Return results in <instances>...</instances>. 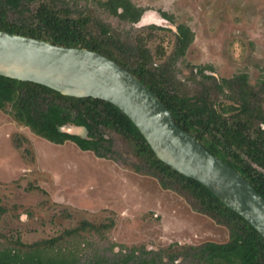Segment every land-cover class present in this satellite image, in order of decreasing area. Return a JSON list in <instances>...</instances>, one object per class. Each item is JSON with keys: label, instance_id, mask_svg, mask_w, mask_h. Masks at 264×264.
Listing matches in <instances>:
<instances>
[{"label": "rangeland", "instance_id": "obj_1", "mask_svg": "<svg viewBox=\"0 0 264 264\" xmlns=\"http://www.w3.org/2000/svg\"><path fill=\"white\" fill-rule=\"evenodd\" d=\"M108 1L55 3L71 18L87 17L93 36L105 28L126 51L146 50L149 68L165 71L171 91L210 88L220 111L232 105L233 90L220 94L207 77L223 86L244 75L264 109V0H128L141 12L135 24L111 14ZM178 26L190 35L181 56L174 55ZM7 110H0V250L56 239L75 264H200L202 245L228 242L226 226L196 210L188 194L163 188L113 131L103 132L98 156L46 141Z\"/></svg>", "mask_w": 264, "mask_h": 264}, {"label": "trees", "instance_id": "obj_2", "mask_svg": "<svg viewBox=\"0 0 264 264\" xmlns=\"http://www.w3.org/2000/svg\"><path fill=\"white\" fill-rule=\"evenodd\" d=\"M34 3L37 6L32 10ZM105 6L124 21L135 24L140 20V10L128 0H109ZM87 23V17L71 18L66 9L59 10L55 0H0V31L95 51L124 67L166 106L180 129L239 172L264 198V109L246 87L244 75L236 81H223V86L212 76L207 77L220 94H224L223 87L227 85L233 90L228 96L232 105L219 111L210 99V88L203 87L193 96L171 91L165 71L149 68L150 55L146 50L126 51L105 37V28L102 36L95 37L88 32ZM189 36L185 27H177L175 56L184 54ZM0 110H7L15 121L50 143L70 141L80 150L98 156L102 155V143L108 140L103 132L113 131L133 144L146 172L157 178L163 188L188 194L196 203V210L229 230L228 242L206 243L197 250L200 264H264V239L200 183L159 161L131 121L112 104L68 97L39 84L0 76ZM64 127L82 128L86 136L60 131ZM55 240L36 243L25 251L15 247L0 250V264H75L74 253L56 248Z\"/></svg>", "mask_w": 264, "mask_h": 264}, {"label": "water", "instance_id": "obj_3", "mask_svg": "<svg viewBox=\"0 0 264 264\" xmlns=\"http://www.w3.org/2000/svg\"><path fill=\"white\" fill-rule=\"evenodd\" d=\"M0 76L73 98L115 106L156 158L193 179L264 239V198L236 170L210 154L174 122L166 106L131 72L102 54L0 31ZM60 131L73 134L72 128Z\"/></svg>", "mask_w": 264, "mask_h": 264}, {"label": "flooded vegetation", "instance_id": "obj_4", "mask_svg": "<svg viewBox=\"0 0 264 264\" xmlns=\"http://www.w3.org/2000/svg\"><path fill=\"white\" fill-rule=\"evenodd\" d=\"M70 128H72V127H70ZM73 130H74V132H73V134L72 135H79V136H82L81 134H80V131L82 130V129H79V128H72ZM84 136H86V133H85V135ZM84 136H82V137H84Z\"/></svg>", "mask_w": 264, "mask_h": 264}, {"label": "bare ground", "instance_id": "obj_5", "mask_svg": "<svg viewBox=\"0 0 264 264\" xmlns=\"http://www.w3.org/2000/svg\"><path fill=\"white\" fill-rule=\"evenodd\" d=\"M68 127H69V126H68ZM68 127H67V128H68ZM64 128H65V127H64ZM75 128H76V127H75ZM81 129H82V128H81Z\"/></svg>", "mask_w": 264, "mask_h": 264}]
</instances>
